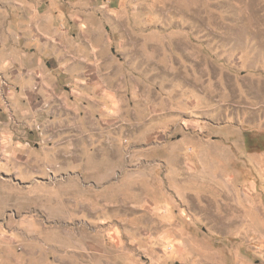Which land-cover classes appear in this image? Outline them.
<instances>
[{"label":"rangeland","instance_id":"374dc122","mask_svg":"<svg viewBox=\"0 0 264 264\" xmlns=\"http://www.w3.org/2000/svg\"><path fill=\"white\" fill-rule=\"evenodd\" d=\"M264 0H0V264H264Z\"/></svg>","mask_w":264,"mask_h":264},{"label":"trees","instance_id":"16d2710c","mask_svg":"<svg viewBox=\"0 0 264 264\" xmlns=\"http://www.w3.org/2000/svg\"><path fill=\"white\" fill-rule=\"evenodd\" d=\"M246 144L247 147L251 150L264 149V145H262L261 143H255V140L251 139L250 136H247Z\"/></svg>","mask_w":264,"mask_h":264}]
</instances>
